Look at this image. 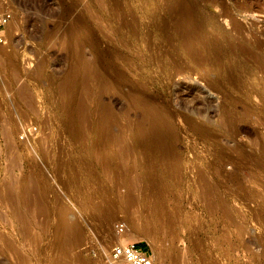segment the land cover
Here are the masks:
<instances>
[{
	"label": "rangeland",
	"instance_id": "obj_1",
	"mask_svg": "<svg viewBox=\"0 0 264 264\" xmlns=\"http://www.w3.org/2000/svg\"><path fill=\"white\" fill-rule=\"evenodd\" d=\"M0 4L11 15L0 43V264H115L116 224L153 264H264V74L237 54L207 68L193 46L204 31L233 38L237 23L240 41L263 52L264 0ZM77 48L95 61L90 93L80 81L74 90L84 119L60 89ZM11 186L31 191L22 223ZM62 214L76 238L55 234Z\"/></svg>",
	"mask_w": 264,
	"mask_h": 264
},
{
	"label": "bare ground",
	"instance_id": "obj_2",
	"mask_svg": "<svg viewBox=\"0 0 264 264\" xmlns=\"http://www.w3.org/2000/svg\"><path fill=\"white\" fill-rule=\"evenodd\" d=\"M191 8H188L187 9V12L188 13H191ZM186 19H181V21H179L178 23V27L181 26V23H184ZM11 23V22H10ZM232 24L230 27H231V33H229L230 36H233V38H230V37H225L223 38L222 34L224 33H221L222 36L219 35V32L218 33H206L204 31V35L201 36V40L199 41H196L194 40L195 43H193V46L194 48L195 47H199V50H203L204 51V54H205V57H206V64H207V68L208 67H212L215 63H218V60L220 58H223V57H232L233 54H237V56L239 57L240 56V59H242V61H245L243 60V58L246 57L247 58H253V61L255 59H257V65H255L253 69L255 70H258V72H261L262 74H264V49L263 52H260V51H257L255 52L250 46H251V43L250 42H247V41H240V37H241V33L243 32V30H241L242 28L239 27L237 25V23H230ZM229 25V24H228ZM7 27H9V23L6 25ZM5 27V28H7ZM212 27V26H211ZM216 27V26H215ZM208 28V27H206ZM179 30V28H178ZM213 30V29H212ZM191 33V32H190ZM192 34V33H191ZM184 35H188V32L184 33ZM228 35V34H226ZM224 35V36H226ZM240 41V42H239ZM254 43H256V45L258 47H261V44H259L258 42H255L253 41ZM83 43V42H82ZM78 44V42H77ZM250 45V46H249ZM78 46V45H77ZM73 47V46H72ZM79 48H80V45H79ZM77 48L76 51H75V56H76V60H77V64L75 66V72L63 83H61L60 85V89L62 92L64 93H67V91L71 90L73 91V95H74V98L77 99L78 96L76 95L75 96V88L76 85L79 83V81L81 82L82 86H83V90H84V95L85 97L90 93V90L86 89L87 88V82L89 80V76L90 74L93 73L92 71V67L95 65V61H92V62H89V61H86V59L84 60V58L82 57V52H81V49ZM82 48V46H81ZM194 50L193 49H190V52H193ZM2 52V51H1ZM72 52V51H71ZM73 56V55H72ZM235 55V57H237ZM233 57V58H235ZM6 59V58H5ZM238 59V60H240ZM236 60V58H235ZM237 60V61H238ZM249 60H252V59H249ZM221 61V59H220ZM233 61V60H232ZM241 61V60H240ZM256 61V60H255ZM10 62V61H9ZM240 63V62H239ZM256 63V62H255ZM254 63V64H255ZM253 64V65H254ZM240 66V65H239ZM251 66V65H250ZM231 67V66H230ZM252 67V66H251ZM251 67L250 68H247L246 71L244 72V74H248L251 76V72L253 71V69L251 70ZM92 71V72H91ZM223 71V70H222ZM242 71V70H241ZM95 72V71H94ZM221 72V71H220ZM240 72V71H238ZM98 74V72H96ZM242 73V72H241ZM217 74L220 75L221 73H218L217 71ZM253 75V74H252ZM243 77V76H242ZM241 77V78H242ZM248 77V76H246ZM245 78V77H244ZM247 81H248V78H246ZM251 79V78H249ZM243 80V79H242ZM252 80V79H251ZM251 80H249L251 82ZM244 82L245 79H244ZM209 86L211 88H216V83L214 81H211L208 83ZM244 84V83H243ZM252 84V83H251ZM247 85V84H246ZM250 85V84H249ZM218 88H221V86L218 84L217 85ZM80 87V86H79ZM253 87V86H252ZM210 88V89H211ZM73 89V90H72ZM81 89V88H80ZM253 89V88H252ZM212 90V89H211ZM80 95V93H79ZM77 97V98H76ZM79 103H80V106H81V115H80V118L81 119H84L87 114H88V111H87V108L85 107L82 99L83 97H79ZM101 108V111L103 113H105L106 115L103 116V126L101 127V133L102 135H104V138L106 140V142L110 145L113 141H115L114 137H113V134L111 133V131L109 130V123L111 122L112 118H113V115L110 113L109 111V108L106 106V105H101L100 106ZM210 114V113H209ZM212 115V114H210ZM225 119V118H224ZM221 123H224V121H221ZM195 131V133L201 137L205 136L206 133H207V129L206 128H201V127H198V128H195L193 129ZM52 143V141H51ZM126 147H121L117 152H114L113 155H116L120 158H124L125 154H126ZM75 155V154H74ZM53 161V160H52ZM70 163V162H69ZM82 163V162H81ZM108 164V162H106V165ZM79 168V167H78ZM69 173V172H68ZM72 173V172H71ZM85 174V173H84ZM79 175V174H78ZM81 175V174H80ZM204 175V174H203ZM65 176V174H64ZM92 177V176H91ZM90 177V178H91ZM73 178V177H72ZM67 179V178H66ZM83 179V178H82ZM89 180V177L87 178ZM86 180V179H85ZM90 181V180H89ZM97 181V180H96ZM100 181V180H99ZM75 182V181H74ZM86 183L88 184L89 182L86 181ZM85 183V184H86ZM91 183V182H90ZM103 183V182H102ZM84 184V183H82ZM93 184V183H92ZM71 185V184H70ZM83 186V185H82ZM87 186V185H86ZM104 187V186H103ZM91 187H89V190ZM38 189V188H37ZM100 191V190H99ZM80 192V191H79ZM91 192V191H90ZM40 193V192H39ZM38 193V194H39ZM89 193V192H88ZM92 193V192H91ZM31 194V191H27V189H23V188H19V187H15V186H11L9 191H8V195H9V198L11 199V201L13 203L16 204V216H17V219L20 223L23 222V219H24V209L27 208V205L29 204V202L27 201L28 199V196ZM37 194V195H38ZM84 194V193H83ZM39 197L41 196L38 195ZM38 196H35V199H33L36 207L38 208V210L42 213L46 212V205H44L43 203H41L40 201H42V198H38ZM47 201V200H46ZM112 205V204H111ZM96 206V205H95ZM93 208V207H92ZM122 209V208H121ZM95 210V209H94ZM102 211V210H101ZM118 211V210H117ZM120 211V210H119ZM123 211V210H122ZM121 211V212H122ZM48 212V211H47ZM60 213V212H59ZM104 214V213H103ZM60 219V218H58ZM107 220V219H106ZM104 222V221H103ZM106 222V221H105ZM56 227L54 229V232L55 234L57 233L58 237H63V236H66L68 235L69 233H71V235L73 236H78V225L76 226L74 223H73V226L72 225H69L70 227H72V229L70 227L67 226V219L63 216L62 214V218L60 221H58L57 224H55ZM107 225V223H106ZM68 227V228H67ZM152 227V226H151ZM70 228V229H69ZM82 229V228H81ZM150 229V228H149ZM148 229V230H149ZM152 229V228H151ZM144 230V229H143ZM142 230V231H143ZM145 230H147L145 228ZM82 231V230H81ZM143 232H146V231H143ZM142 233V232H141ZM150 233V232H149ZM80 234V233H79ZM70 235V234H69ZM75 236V238H76ZM102 236V235H101ZM67 237V236H66ZM65 237V238H66ZM56 239L57 236H56ZM62 239V238H60ZM71 239V238H70ZM74 239V238H73ZM132 238L130 237H126V236H122V235H119L115 241V244H120L122 243L123 240H130ZM59 240V239H58ZM57 240V241H58ZM60 241V240H59ZM62 242L60 243H64L63 242V239L61 240ZM124 242V241H123ZM59 243V244H60ZM58 245V244H57ZM61 246V245H60ZM155 263V262H154ZM115 264H120V262H115ZM152 264H153V258H152Z\"/></svg>",
	"mask_w": 264,
	"mask_h": 264
},
{
	"label": "built area",
	"instance_id": "obj_3",
	"mask_svg": "<svg viewBox=\"0 0 264 264\" xmlns=\"http://www.w3.org/2000/svg\"><path fill=\"white\" fill-rule=\"evenodd\" d=\"M10 18L8 9L0 4V43L4 40V29ZM114 228L117 234L124 233L123 225L116 224ZM108 258L110 261L120 262V264H152V257L148 248L139 249V243L136 241L115 244L111 247Z\"/></svg>",
	"mask_w": 264,
	"mask_h": 264
}]
</instances>
